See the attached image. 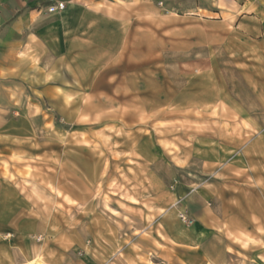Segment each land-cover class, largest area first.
I'll return each instance as SVG.
<instances>
[{"label":"rangeland","instance_id":"374dc122","mask_svg":"<svg viewBox=\"0 0 264 264\" xmlns=\"http://www.w3.org/2000/svg\"><path fill=\"white\" fill-rule=\"evenodd\" d=\"M55 2L0 69V264H264V5Z\"/></svg>","mask_w":264,"mask_h":264},{"label":"crops","instance_id":"0c3cea01","mask_svg":"<svg viewBox=\"0 0 264 264\" xmlns=\"http://www.w3.org/2000/svg\"><path fill=\"white\" fill-rule=\"evenodd\" d=\"M43 0H0V69L5 70L7 64L17 57L18 52L27 50L26 46H39L42 44L41 23L49 24L53 17L46 12V7L40 8ZM127 3L131 7L152 5L155 0H116ZM164 9L172 12L193 13L198 20L215 25L216 21L231 20L247 24L258 21L256 14H262L264 0H158ZM91 0H65L66 10L60 14L59 20L52 22L50 31L57 32L59 23L66 22L74 25L78 20V13L87 11ZM253 13V14H252ZM225 16V17H224ZM43 25V24H42ZM46 29V28H45ZM241 30V28H239ZM243 30V28H242ZM244 32L247 30H243ZM243 34L245 35V33ZM24 46V49L22 48ZM205 220L194 217L186 226L190 237H198L205 230Z\"/></svg>","mask_w":264,"mask_h":264},{"label":"built area","instance_id":"2783aa9c","mask_svg":"<svg viewBox=\"0 0 264 264\" xmlns=\"http://www.w3.org/2000/svg\"><path fill=\"white\" fill-rule=\"evenodd\" d=\"M64 3L63 2H55L54 4H49L46 7V12L49 14H53L59 11H62L64 9ZM181 219L183 222L190 223L185 217L181 216Z\"/></svg>","mask_w":264,"mask_h":264}]
</instances>
